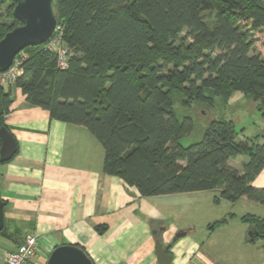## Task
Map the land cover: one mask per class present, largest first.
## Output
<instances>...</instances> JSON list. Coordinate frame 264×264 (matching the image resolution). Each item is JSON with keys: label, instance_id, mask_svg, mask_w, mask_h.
I'll return each mask as SVG.
<instances>
[{"label": "trees", "instance_id": "trees-1", "mask_svg": "<svg viewBox=\"0 0 264 264\" xmlns=\"http://www.w3.org/2000/svg\"><path fill=\"white\" fill-rule=\"evenodd\" d=\"M14 6L0 0V40L20 24ZM55 11L67 66H58L46 42L21 50L19 76L0 85V127L14 84L50 118L86 127L104 149L103 172L141 196L218 188L215 203L245 195L264 205V186L252 185L264 167L257 136L212 119L201 140L183 146L193 122L179 121L171 100L179 90L184 106L210 108L215 97L237 91L264 107V59L250 54V32L264 28V0H57ZM243 154L240 170L229 164ZM241 220L249 224L247 242L264 240V219Z\"/></svg>", "mask_w": 264, "mask_h": 264}, {"label": "crops", "instance_id": "crops-1", "mask_svg": "<svg viewBox=\"0 0 264 264\" xmlns=\"http://www.w3.org/2000/svg\"><path fill=\"white\" fill-rule=\"evenodd\" d=\"M10 90L4 123L17 152L0 163V264L28 234L38 242L31 264H46L60 245L83 248L93 264H159L156 235L170 245V264H264L261 247H246V224L231 231L229 219L208 231L197 230L190 219L201 216L203 202L227 201H213L218 188L141 196L135 186L103 172L104 149L86 127L52 119L26 101L19 87L11 84ZM263 171L254 187L264 186ZM239 200L252 201L245 195ZM179 230L185 235L173 241Z\"/></svg>", "mask_w": 264, "mask_h": 264}, {"label": "rangeland", "instance_id": "rangeland-1", "mask_svg": "<svg viewBox=\"0 0 264 264\" xmlns=\"http://www.w3.org/2000/svg\"><path fill=\"white\" fill-rule=\"evenodd\" d=\"M246 29L248 28L246 27ZM250 33L253 41L250 54L259 55L264 59V28L259 31H251ZM171 100L177 119L181 121L184 117H190L193 122L192 131L179 140L183 146L201 140L209 121L212 119L231 120L235 129L237 131L241 130L245 137L254 138L257 136V141L264 144V107L261 106L259 101H254L251 95L235 91L231 93L227 100L223 96H218L215 97V103L210 108H205L196 102L191 103L190 106H184L182 104L183 94L179 90L172 91ZM247 160L248 155L243 154L231 159V164L240 170L243 163H246ZM201 208V216L197 213L190 216V219L197 224V230L202 228L208 229V231L215 229L216 231V228L211 227V224L222 218H227V221L229 219L232 220L229 228L231 231L237 230V226L242 224H246L247 228H249V224L241 220L247 214H253L260 219H264V205L253 201L245 203L242 200L234 202L227 200L219 206L212 205L211 202H203ZM212 219L214 220L212 221ZM200 221H202L204 226L200 225ZM207 221L210 222L207 223ZM248 232H250L249 229ZM246 244L248 248L249 246L261 247L260 254L264 255V240L257 239L254 244L246 241Z\"/></svg>", "mask_w": 264, "mask_h": 264}, {"label": "water", "instance_id": "water-1", "mask_svg": "<svg viewBox=\"0 0 264 264\" xmlns=\"http://www.w3.org/2000/svg\"><path fill=\"white\" fill-rule=\"evenodd\" d=\"M15 3L13 17L20 24L8 31L0 40V72L6 71L17 53L25 47L46 42L59 27L55 11L57 0H12ZM17 152L14 135L6 126L0 127V163L7 162ZM3 201L0 198V232L4 226ZM179 230L173 237L185 235ZM249 235L251 233L249 232ZM168 244L155 239V251L159 264H170L172 255ZM46 264H93L83 248L77 245H60L50 253Z\"/></svg>", "mask_w": 264, "mask_h": 264}, {"label": "built area", "instance_id": "built-area-1", "mask_svg": "<svg viewBox=\"0 0 264 264\" xmlns=\"http://www.w3.org/2000/svg\"><path fill=\"white\" fill-rule=\"evenodd\" d=\"M46 48L56 53L58 66L62 68L67 66L68 49L63 44L60 26L54 35L46 41ZM25 58L26 53L22 51L16 54L9 68L4 72H0V85L6 87L8 84L15 82L21 72V65ZM37 248L38 242L36 237L28 234L19 243L14 252H9L4 255V264H31Z\"/></svg>", "mask_w": 264, "mask_h": 264}]
</instances>
